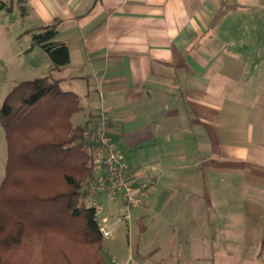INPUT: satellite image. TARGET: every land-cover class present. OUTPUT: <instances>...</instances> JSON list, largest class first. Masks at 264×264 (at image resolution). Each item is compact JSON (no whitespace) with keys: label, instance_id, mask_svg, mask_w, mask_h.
I'll return each mask as SVG.
<instances>
[{"label":"crops","instance_id":"0c3cea01","mask_svg":"<svg viewBox=\"0 0 264 264\" xmlns=\"http://www.w3.org/2000/svg\"><path fill=\"white\" fill-rule=\"evenodd\" d=\"M22 6L23 19L33 23L28 29L60 21L56 39L68 45L70 62L52 71L46 61V70L79 96L84 122L107 110L131 167L154 179L136 207L137 222L176 199L212 210L213 177L234 170L253 173L256 182L246 189L264 202V64L244 60L245 42L260 39L264 13L255 9L264 10V0H23ZM263 251L264 232L258 255Z\"/></svg>","mask_w":264,"mask_h":264},{"label":"trees","instance_id":"16d2710c","mask_svg":"<svg viewBox=\"0 0 264 264\" xmlns=\"http://www.w3.org/2000/svg\"><path fill=\"white\" fill-rule=\"evenodd\" d=\"M22 1L3 6L10 10L17 3L24 14ZM59 22L26 30L32 47L47 53L52 71L71 58L68 45L56 39ZM82 110L79 96L63 90L53 74L20 81L5 97L0 121L8 154L0 184V264H108L98 214L83 190L101 168L84 138L89 121L72 122Z\"/></svg>","mask_w":264,"mask_h":264},{"label":"rangeland","instance_id":"374dc122","mask_svg":"<svg viewBox=\"0 0 264 264\" xmlns=\"http://www.w3.org/2000/svg\"><path fill=\"white\" fill-rule=\"evenodd\" d=\"M8 2L0 0V108L17 83L49 74L45 64L50 61L43 48L32 47V34L26 30L33 23L23 19L22 7L15 3L7 10L3 3ZM234 4L229 1L227 6ZM255 11L264 13L259 7ZM259 27L260 39L245 42L248 51L244 60L249 64H264V26ZM246 114L250 115L248 111ZM85 115L76 114L72 122L83 123ZM7 154L0 121V184L5 176ZM96 162L99 165L97 157ZM234 171L213 177L212 210L176 199L159 204V215L149 213L137 222L136 207L131 208L130 217L121 218L125 213L124 207L119 206L122 202H110L103 195L105 210L100 216L109 217L114 231L102 243L108 264H264V251L258 255L264 232V202L247 191L256 182L253 173L240 176ZM87 200L89 205L93 204L91 196Z\"/></svg>","mask_w":264,"mask_h":264},{"label":"built area","instance_id":"2783aa9c","mask_svg":"<svg viewBox=\"0 0 264 264\" xmlns=\"http://www.w3.org/2000/svg\"><path fill=\"white\" fill-rule=\"evenodd\" d=\"M110 129L109 114L106 109H101L84 136L98 159L101 173L94 182L85 184L83 190L93 200L99 217V229L104 238H111L114 231L109 225V217L100 216L105 210L102 196L105 195L110 202L121 201L125 213L119 217L127 219L131 208L142 205L149 197L154 183V179L145 175L142 168L131 167Z\"/></svg>","mask_w":264,"mask_h":264}]
</instances>
